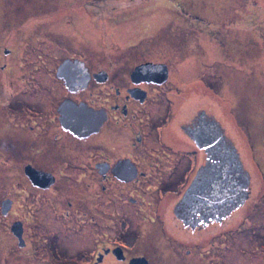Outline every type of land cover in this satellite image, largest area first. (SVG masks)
I'll use <instances>...</instances> for the list:
<instances>
[{
  "label": "flooded vegetation",
  "instance_id": "obj_1",
  "mask_svg": "<svg viewBox=\"0 0 264 264\" xmlns=\"http://www.w3.org/2000/svg\"><path fill=\"white\" fill-rule=\"evenodd\" d=\"M133 1L144 11L153 3L171 6L178 24L198 26L197 48L188 49L186 40L170 43L167 37L179 33L163 26L142 28L149 31L146 44L105 43L104 36L114 33L110 28L117 29L110 27L113 21L104 26L105 16L117 10L131 21L144 12H120L128 4L117 0H39L38 10L21 18L18 1L14 22L4 27V217L12 221L19 249L26 248V227L33 219L40 259L46 255L53 264L205 259L217 253L256 186H264L248 125L232 112L233 101L216 92L210 50L205 75H186L198 65L196 58L205 63L210 44L199 43L201 32L214 41L216 32L226 30L217 16L227 12L204 0ZM216 1L234 9L232 14L253 13L248 0ZM184 52L194 53L186 68ZM235 166L240 179L225 193L240 186L237 208L209 220L198 215L188 222L175 215L194 181L208 180L210 192H216V177L226 180ZM20 201L26 212L13 218ZM15 223L21 242L11 231ZM68 238L80 249L67 252Z\"/></svg>",
  "mask_w": 264,
  "mask_h": 264
},
{
  "label": "rangeland",
  "instance_id": "obj_2",
  "mask_svg": "<svg viewBox=\"0 0 264 264\" xmlns=\"http://www.w3.org/2000/svg\"><path fill=\"white\" fill-rule=\"evenodd\" d=\"M18 1H22L20 18L23 13L27 11L34 12L39 7V0L35 3V0H29L33 5L23 3L24 0H0V66L3 65L4 38L7 37V31L4 30V27H6V21L14 22ZM42 1L44 2V0ZM117 1L128 4V8L122 9L120 12H127L130 9H135L138 12L144 11L143 7L131 5L134 3L133 0ZM183 1L191 3L192 0ZM204 1L208 4L212 3L214 7L220 6L223 12H227L217 16L219 22L226 24V30L223 34L216 32L215 37H213L214 41H210L208 38L205 39L203 35L205 32H201L199 43L210 44L204 52L206 54V57L203 58L205 63L199 64L202 60L196 58L194 61L199 66L196 65L195 68L191 69L193 73L189 70L186 75L195 77L198 76L199 71L200 75H205L203 70L208 67V50H210V56L216 60V66L211 67L214 68L211 69V72H215L216 92L220 99L227 97L229 101H233L232 112L237 115L239 123L248 125L250 130L247 132L249 145L254 150H259V153L253 155L264 167V15L262 18L257 17L258 12H264V0H248L249 10L253 13L245 11L243 15L242 11L232 14L234 9L231 11L229 6L226 9L224 5L216 0ZM252 5L256 7H251ZM8 13L10 17L7 15ZM145 13H151V15L147 16ZM120 15L119 11L116 10L111 15L105 16L104 26L107 27L108 22L113 21L110 27L117 28L114 30L110 28V31L114 33L104 36L105 43L139 42L140 45L146 44L149 43V41H145L146 34L148 35L149 31L142 28L154 29L163 26L173 29L175 34L179 33L178 37L172 39L170 36H166L170 38V43L182 45L186 40L188 49L197 48L196 46L199 45L197 40L199 36L194 31V28H198V26L192 24V22L185 25L178 24L177 17L179 15L167 4L166 8H161L153 3L140 15L137 16L136 14L138 18L131 21L126 17L122 19ZM51 28L60 29V26ZM239 28L242 29L237 30ZM16 42L20 43L19 38ZM229 53L234 54L233 59L225 58V56L229 57ZM56 54V52L52 54L53 57L57 58L58 55ZM192 54L194 53L184 52V59H189L184 62L185 68L191 66L188 61L192 59ZM223 60H226V62H223ZM218 63L221 64L218 65ZM1 80H4V72L0 69ZM2 132H4V129ZM260 186H256L254 199L248 201L245 207L239 210L238 217L234 219L232 230L224 238L222 237L221 242L218 244L217 253L215 252L211 256L208 255L201 260H187V264L193 262H196V264H264V186ZM4 196V154H0V264H53L55 261L49 260L46 255L40 259L34 240L33 219L30 221L31 225L26 227L28 232L27 236H24L27 242L26 248L19 249L17 247V241L12 238L10 232L12 221H7L1 214V203L4 201ZM20 204H22L21 201L14 210L15 215L13 218L19 217V215L22 216V213L26 212L22 207L20 208ZM41 227L45 229L47 225L44 223ZM63 244L65 245L64 249L70 253L80 249L79 242L71 238L64 240ZM182 261V259H165L160 260L158 264H183Z\"/></svg>",
  "mask_w": 264,
  "mask_h": 264
},
{
  "label": "water",
  "instance_id": "obj_3",
  "mask_svg": "<svg viewBox=\"0 0 264 264\" xmlns=\"http://www.w3.org/2000/svg\"><path fill=\"white\" fill-rule=\"evenodd\" d=\"M235 162V161H234ZM240 170L236 166L232 170L231 177L226 180L216 177V192H210V182L207 180L202 182L199 177L194 181L185 196L175 209V215L184 221L191 222L194 217L200 216L203 220L214 219L217 216L228 214L241 204L240 186L233 188V193H225L230 187L234 186V181L240 179ZM231 180V181H230ZM214 181V180H213ZM200 183V184H199ZM214 183V182H213ZM5 203H1V214L4 216ZM11 231L18 237L21 242V227L19 223H15Z\"/></svg>",
  "mask_w": 264,
  "mask_h": 264
}]
</instances>
